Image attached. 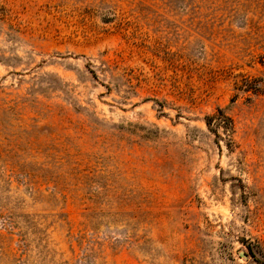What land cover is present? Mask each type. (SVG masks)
I'll list each match as a JSON object with an SVG mask.
<instances>
[{
	"label": "rangeland",
	"instance_id": "obj_1",
	"mask_svg": "<svg viewBox=\"0 0 264 264\" xmlns=\"http://www.w3.org/2000/svg\"><path fill=\"white\" fill-rule=\"evenodd\" d=\"M0 264H264V0H0Z\"/></svg>",
	"mask_w": 264,
	"mask_h": 264
},
{
	"label": "trees",
	"instance_id": "obj_2",
	"mask_svg": "<svg viewBox=\"0 0 264 264\" xmlns=\"http://www.w3.org/2000/svg\"><path fill=\"white\" fill-rule=\"evenodd\" d=\"M216 120L218 124L223 125L229 132L233 130V120L230 116L226 115L221 108L218 109L216 115L208 117L207 121ZM208 121V122H209Z\"/></svg>",
	"mask_w": 264,
	"mask_h": 264
}]
</instances>
